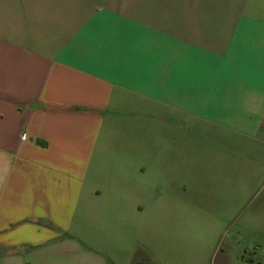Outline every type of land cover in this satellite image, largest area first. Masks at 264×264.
<instances>
[{
  "label": "crops",
  "instance_id": "obj_1",
  "mask_svg": "<svg viewBox=\"0 0 264 264\" xmlns=\"http://www.w3.org/2000/svg\"><path fill=\"white\" fill-rule=\"evenodd\" d=\"M185 121L264 145V0H0V264H152Z\"/></svg>",
  "mask_w": 264,
  "mask_h": 264
},
{
  "label": "rangeland",
  "instance_id": "obj_2",
  "mask_svg": "<svg viewBox=\"0 0 264 264\" xmlns=\"http://www.w3.org/2000/svg\"><path fill=\"white\" fill-rule=\"evenodd\" d=\"M184 125L177 138L182 166L151 176L174 206L169 201L167 213L141 218L133 259L264 264V145L198 122ZM89 232L94 241L100 234Z\"/></svg>",
  "mask_w": 264,
  "mask_h": 264
}]
</instances>
